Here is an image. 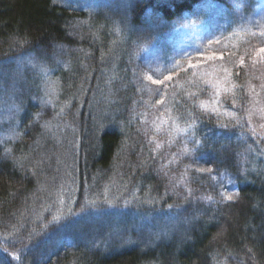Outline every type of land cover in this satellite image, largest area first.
<instances>
[{
	"label": "trees",
	"instance_id": "obj_1",
	"mask_svg": "<svg viewBox=\"0 0 264 264\" xmlns=\"http://www.w3.org/2000/svg\"><path fill=\"white\" fill-rule=\"evenodd\" d=\"M258 3L0 0V67L24 64L14 93L0 82L20 106L0 132V264H264ZM198 30L203 48L174 55ZM127 200L115 238L82 213Z\"/></svg>",
	"mask_w": 264,
	"mask_h": 264
},
{
	"label": "rangeland",
	"instance_id": "obj_2",
	"mask_svg": "<svg viewBox=\"0 0 264 264\" xmlns=\"http://www.w3.org/2000/svg\"><path fill=\"white\" fill-rule=\"evenodd\" d=\"M258 1H259V3H258L259 6L255 7V10H257L256 11L257 15L254 18V21H256L258 25H260L259 22L264 20V0H258ZM204 38H206V36H204ZM203 44H204V42H203V38H202V33L200 30H198V31L193 32L190 35H183V36L180 35L178 45L174 49H172V51H173L174 55H184L185 56L187 54L201 50L203 48L202 47ZM18 65H19L20 69H22L24 67V64H21V62L14 63L13 69L11 71H10L11 68L5 69V72L7 73V75L11 76V73L13 72V70L17 69ZM8 76L5 75L4 80H6L5 78ZM222 80H223V78H222ZM0 82L1 83L4 82L2 78H0ZM42 89L47 90V84H43ZM10 110L11 109H10V105L8 104V102H5V103L0 102V132H4L3 129L5 128V126L8 125L9 123H11L10 117L16 118L17 112H15V111L12 112ZM254 126L256 127L255 123H254ZM1 128H2V130H1ZM0 137H2L1 134H0ZM49 199H50L51 203L55 202V209L54 210L57 212H62L61 210H62L63 206L68 207V204L74 203V193H73L72 188L69 189V188H64V187L58 186V188L56 190H54V192L51 194ZM128 201L129 200L122 201V204L120 207H114L112 205L107 206V204H105L103 206H100L101 208H99V206L97 205L98 206L97 209H92L91 214L87 213L88 211L86 209H84V211L82 213L88 214V215H86V214L85 215L90 220L91 219H93V220L98 219V217H100L101 211H105L108 215L107 217H109V218L113 217V218H111V220H101V222L102 223L103 222L116 223L113 227L114 229H112L111 233L108 234V236L115 238L117 236H120L119 234L121 232L120 229H117V223H119L120 218H121L120 217L121 214H119V213H121L120 211L125 210V207L128 205ZM86 203L87 202H85L84 204H86ZM104 203H106V202H104ZM86 205H93V204L87 203ZM84 207H85V205H84ZM68 213H69V211H67L65 214L64 213L63 214L58 213V217L52 218L51 221L58 220L59 218H64V217H66L65 215H67ZM131 214L133 216H137L138 222L147 221V220H142L143 217L139 216V214L137 215L136 211H132ZM166 216H168V215H166ZM107 217H106V219H108ZM151 220L154 224L156 222L155 220H160L159 225H164V223H169L171 221H177V220H168V218L167 219L166 218L155 219L154 217ZM112 226H113V224L111 225V228H112ZM159 228H161V226H159L158 229ZM163 233H165V232H163Z\"/></svg>",
	"mask_w": 264,
	"mask_h": 264
},
{
	"label": "snow or ice",
	"instance_id": "obj_3",
	"mask_svg": "<svg viewBox=\"0 0 264 264\" xmlns=\"http://www.w3.org/2000/svg\"><path fill=\"white\" fill-rule=\"evenodd\" d=\"M261 35H264V32H262ZM259 51H260V53H264V48H261ZM241 63H243V61H241ZM225 73H226V76H225V82H227V77H228V75H230V73H228L226 69H225ZM5 75H7V73L5 72V70L3 69V67H0V78H2V77L5 76ZM19 75H20V68H19V65H18L17 69H16L14 72H12V73H11V76H10V79H11L10 87H11V89L13 90V93L15 92V89H16V83H17V79H18ZM148 78L151 79V77H148ZM168 79H170V78H169V77H165V80H168ZM154 83H156V84H160L161 81H154ZM50 86H51V85H50ZM213 87L216 88V90H217V97H219V92H220V86H219V84H217V85H213ZM0 88H2V85H0ZM223 91H224V92H227V91H229V89L225 88V89H223ZM12 98H13V99L15 98L14 95H13ZM157 103L159 104V103H161V102H160V101H157ZM10 107H11V109L14 110V111H17V112L20 111V106H19L18 104L13 103ZM199 107H200L202 110H204L205 112H207L209 115H210L211 113H213V112H216V109H215V108H211V109H209V108H207L206 105L203 104V103H201V104L199 105ZM216 114H217V116L221 115V113H218V112H217ZM37 115H38V114H37ZM189 115L192 116V113L189 112ZM198 119H199V117H195V116H194V117H193V122L195 123L196 120H198ZM173 123H175V121H173ZM237 124L242 126V119H241V120H237ZM220 127H222V128H228L229 125H228V124H223V123H221V124H220ZM180 131H184V129H180ZM252 131H253V135H257L255 129H252ZM259 135H260L261 138H264V133H260ZM193 143L196 144V145H198V144L200 143V141L196 140V141H193ZM197 171H200V172H205V171H206V172L211 173L212 169H197ZM207 199H212V198H211V197H207ZM224 199L230 201V200H233L234 197H233L232 195H228V196H225ZM170 207H171V206H170Z\"/></svg>",
	"mask_w": 264,
	"mask_h": 264
}]
</instances>
